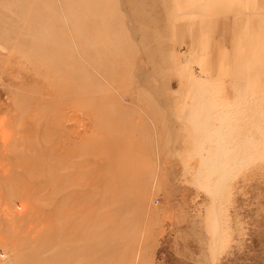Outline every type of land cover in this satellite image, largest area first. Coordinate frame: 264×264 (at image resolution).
<instances>
[{
	"label": "rangeland",
	"instance_id": "obj_1",
	"mask_svg": "<svg viewBox=\"0 0 264 264\" xmlns=\"http://www.w3.org/2000/svg\"><path fill=\"white\" fill-rule=\"evenodd\" d=\"M264 264V0H0V264Z\"/></svg>",
	"mask_w": 264,
	"mask_h": 264
},
{
	"label": "bare ground",
	"instance_id": "obj_2",
	"mask_svg": "<svg viewBox=\"0 0 264 264\" xmlns=\"http://www.w3.org/2000/svg\"><path fill=\"white\" fill-rule=\"evenodd\" d=\"M46 264H48V263H46Z\"/></svg>",
	"mask_w": 264,
	"mask_h": 264
}]
</instances>
